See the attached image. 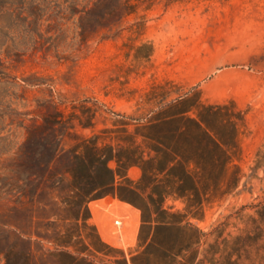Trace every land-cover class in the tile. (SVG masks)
<instances>
[{
	"label": "rangeland",
	"instance_id": "rangeland-1",
	"mask_svg": "<svg viewBox=\"0 0 264 264\" xmlns=\"http://www.w3.org/2000/svg\"><path fill=\"white\" fill-rule=\"evenodd\" d=\"M91 6L96 16L85 13ZM208 104L221 106L205 113L236 141L222 186L204 194L198 181L190 198L167 194L171 154L156 178L142 175L139 157L169 144L183 170L201 141L193 118ZM57 141L67 151L36 176ZM111 155L117 171L135 161L126 177L116 173L121 196L101 195L111 186L75 191L70 174L55 176L76 166L101 183ZM6 224L23 227L27 242ZM196 239L186 256L171 255ZM175 259L264 264V0H0V264Z\"/></svg>",
	"mask_w": 264,
	"mask_h": 264
},
{
	"label": "trees",
	"instance_id": "trees-1",
	"mask_svg": "<svg viewBox=\"0 0 264 264\" xmlns=\"http://www.w3.org/2000/svg\"><path fill=\"white\" fill-rule=\"evenodd\" d=\"M117 1L119 4H122V0ZM93 8L94 6H91V8L84 9V11L85 13H88L90 15H95V12H93ZM116 11L117 5H112L108 10L103 11L102 16L108 14L110 15L112 13H115ZM220 107L221 106L217 104L205 105L204 109H200L197 112V116L193 118V123L200 133L201 141L199 142V147L196 150L191 151V153L185 157L183 170L177 168V163L180 161L179 156H182V154L174 149L171 145L160 142L158 145L159 147L156 149V155L154 157L146 158L144 153L140 155L139 161L144 163V165L141 166L143 169L142 175L144 177H147L149 174L153 175L156 178L158 177L159 173H163L166 170V166L161 165L159 162L163 154L169 152L172 157L167 163L169 169L165 172V179L168 180V185H171L172 189L167 194H177V196H187L188 198H190L191 195L199 189L198 181H200V186L203 188L204 194L210 192L211 190L219 189L222 186V179L227 173L229 164L233 160L231 149L236 146V141H230L229 139H227V137H225V135L218 131L205 113H216L219 111ZM174 115L175 114H169L168 116L173 117ZM56 122H59V119H56L55 123ZM143 136L144 138L149 137V135L147 134H143ZM47 150L49 151V153L51 152V155H49L47 159L45 158L41 161L43 163L44 172H34L36 176L45 177L47 173L50 174V163L58 154H62L67 151V149L62 144V141H57L55 145H53L52 147L49 146V149ZM74 154L84 162L82 156H78L76 152ZM112 158L113 155L107 157L102 161L103 169L105 171V178L102 179L101 183H95L93 179L89 178L87 174L82 173L80 168L76 166L66 165L65 167H59V169L55 173V176L60 180H64L67 179V175L70 174L73 181L71 189L75 191H78L81 186H93L94 190L102 186H111V189H106L101 193V195L110 193L112 195L121 196V193L115 189L116 173H118L122 177H126L128 168H130L135 163V161L122 159V171H117L114 167H110L108 165V161ZM153 161H158V164L152 165ZM119 162L120 161L118 160V163ZM145 163H150V165H145ZM192 163L193 167H190ZM239 172L240 169L238 168V171L235 174V180L228 182L225 191H228L238 185V181L240 178ZM129 187L136 191V189L133 188L132 184H130ZM27 194L29 195V193H25L24 195ZM31 194L33 198L36 193ZM152 195L153 192L151 193V196ZM124 196L125 195H123L122 193V198H125ZM165 196L166 195L164 193H161V197L163 199ZM36 202L39 207L46 211V203L42 202L40 199H37ZM187 214H189L188 211L186 212V215ZM52 216L53 214H48V216L45 215L43 216V218L49 220L50 218H52ZM143 217L144 222L152 221V219L150 218H145L144 214ZM155 222L160 225L169 223L167 221L158 219H156ZM186 224L188 226L192 225V223L189 221H187ZM3 231L15 237L18 242H27V234L25 232V229L19 225L11 226L9 224H6V227H4ZM37 234L39 237L44 236L50 240V237L47 235H43L41 231H38ZM199 242V239L191 241L185 246L181 247L178 251H174L171 248V255H173L175 258H177L178 256L184 257L189 251L196 248ZM177 262L178 259H175L173 264H176Z\"/></svg>",
	"mask_w": 264,
	"mask_h": 264
},
{
	"label": "crops",
	"instance_id": "crops-1",
	"mask_svg": "<svg viewBox=\"0 0 264 264\" xmlns=\"http://www.w3.org/2000/svg\"><path fill=\"white\" fill-rule=\"evenodd\" d=\"M130 168H128V170H129ZM128 170H127V174H128ZM110 195H112V194H110ZM105 196H103V198H104ZM91 210V209H90ZM92 212V211H91ZM93 214V213H92ZM93 217V215L91 216V218ZM95 224H96V226H97V228H98V230H99V233H100V235L102 236V232L100 231V228H99V224H98V221L97 222H95ZM135 231H132V236H134V233ZM102 238H103V236H102ZM104 239V238H103Z\"/></svg>",
	"mask_w": 264,
	"mask_h": 264
},
{
	"label": "built area",
	"instance_id": "built-area-1",
	"mask_svg": "<svg viewBox=\"0 0 264 264\" xmlns=\"http://www.w3.org/2000/svg\"><path fill=\"white\" fill-rule=\"evenodd\" d=\"M123 220H121L120 218H116L114 219V223L117 224V225H121Z\"/></svg>",
	"mask_w": 264,
	"mask_h": 264
}]
</instances>
